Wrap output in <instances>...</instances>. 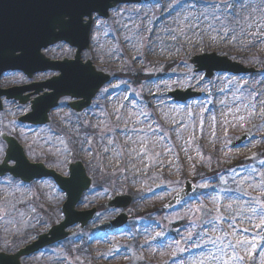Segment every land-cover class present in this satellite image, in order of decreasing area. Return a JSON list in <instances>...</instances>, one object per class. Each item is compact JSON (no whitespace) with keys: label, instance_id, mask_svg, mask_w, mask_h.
Wrapping results in <instances>:
<instances>
[{"label":"rangeland","instance_id":"1","mask_svg":"<svg viewBox=\"0 0 264 264\" xmlns=\"http://www.w3.org/2000/svg\"><path fill=\"white\" fill-rule=\"evenodd\" d=\"M213 2L220 0H195L193 7V0L119 5L109 11L108 19L100 18L94 23L89 50L82 52L81 57L89 59L98 70L110 73L112 80L81 115H72L62 106L50 113L48 126L33 128L16 122L27 112V106L2 100L0 133L15 134L29 160L43 162L59 174L64 175L67 170L59 166L65 157L69 162L80 160L94 179L91 193L80 199L76 209H98L93 220L77 231L66 246L61 242L49 247L43 255L24 259L23 264H264V239H260L264 229L254 228L258 220L249 221L237 212L238 203L261 194L255 186L260 181L259 173L264 172V119L253 116L242 126L231 114L225 117L228 109L236 106H241L238 115H247L242 105L252 100L255 93L264 94V43L240 34L239 25H235V40L222 39V33L213 31L221 28L220 22L211 16ZM189 12L193 16L204 12L207 19L202 18L199 27L189 28L191 17L184 19ZM253 15L258 23H264L260 21L261 13ZM241 23L247 29V22ZM169 29L175 31L170 33ZM255 30V25L248 29ZM172 35L177 39L173 40ZM74 51L67 44L58 43L44 53L50 59H62L71 58ZM208 53L237 61L253 72H218L205 78L190 61L196 55ZM138 70L149 80L133 85L126 75ZM53 74H37L32 80L40 81ZM27 82L20 72H10L1 77L0 88ZM185 89L199 96L184 103L173 102L168 96L170 91ZM256 99H264V95ZM117 110L122 119L116 118ZM141 112L147 113V117ZM225 118L228 124L224 123ZM125 121L129 128H147L150 124L158 130L156 134H141V138L158 140L154 149L149 144L153 159L145 158L141 163L139 159L131 160L125 151L122 160H113L110 153L103 151L107 141H101L99 135L104 125L116 129L114 138L123 148L139 147V142H126L127 135L133 134L123 131ZM243 133H248L249 139L231 148L230 142ZM86 136L92 140L91 152L82 150L88 147L83 143ZM249 175L251 179L243 180ZM186 180L195 187L193 193L177 206L164 207ZM52 182L44 179L24 184L9 176L0 179V251L14 252L61 218L54 211L64 200V194ZM205 184L208 186L202 187ZM238 186L244 191L237 192ZM119 194H131L134 198L126 225L114 233H97L98 226L121 212L103 206ZM230 194L240 198L232 209L226 207L232 203ZM201 205L203 210L197 211ZM229 215L236 217L235 228ZM206 220H212L214 228L204 223ZM245 228L249 231H243ZM76 229L77 225L69 228ZM233 232L249 240L256 237L255 249H248L251 255L236 250L245 257L242 261L229 260L233 249L227 247V242L234 241ZM217 235L224 237L223 253L219 251L221 244L214 246L209 242Z\"/></svg>","mask_w":264,"mask_h":264},{"label":"water","instance_id":"2","mask_svg":"<svg viewBox=\"0 0 264 264\" xmlns=\"http://www.w3.org/2000/svg\"><path fill=\"white\" fill-rule=\"evenodd\" d=\"M141 0H92L95 6L99 7L101 17H108V10L118 4L139 3ZM147 1V0H143ZM31 9L27 6V0H0V28L3 30V43L0 46V75L4 71H21L27 77L34 73L52 70L59 72V75L47 79L43 82L32 83L7 90L0 89V97L14 99L21 105L29 103L30 111L18 119L30 125H42L49 122L48 113L51 109L59 107L61 98H72L74 101L66 105L75 113H81L91 104V100L98 93L100 88L111 80L109 74L98 71L86 59L81 61L80 53L88 49V37L90 28L77 27L67 30L53 29L44 33L40 38L30 40L26 43V51L21 55L18 51L14 54L13 49L20 43L18 34V22L30 14ZM95 13V12H94ZM64 41L77 48L72 60L63 59L53 61L47 58L41 51L57 42ZM197 71H205V77L212 76L213 71H227L233 74L251 72V69L244 68L242 65L231 62L226 57L216 56L214 53L203 54L192 58ZM48 91L42 92L43 89ZM24 91H33L36 97L30 100V95H22ZM174 101L184 102L190 98L198 96L190 89L185 91L175 90L168 94ZM1 102H0V110ZM5 134V133H4ZM7 149L9 143L13 149L12 155L18 159L26 160L30 166H20L13 170L12 165L0 164V177L5 174L18 178L23 183H30L33 180L51 178L61 191L65 193L66 199L61 207L63 219L56 225L51 226L46 233L37 236V239L29 245L18 249L15 253L7 254L0 252V264H22L21 260L33 253L38 252L46 246L60 242L75 234V231L67 232L66 229L75 224H79L82 229L90 221L96 209L86 211L75 210L84 191L88 190L92 184V179L86 174L83 165L73 162L69 167L75 170L76 179L71 186L64 183L65 177L56 173L52 169L46 168L42 163L30 162L22 147L17 141L8 135L0 136ZM249 139L248 134L239 136L232 141L231 147H236ZM194 190L190 181H186L183 188L177 192L166 206L178 203L185 196ZM69 192L71 193L69 195ZM131 202L129 195H118L111 198L106 204V208H126ZM127 221L125 212L116 216L113 220L105 222L99 227V231H113L123 226Z\"/></svg>","mask_w":264,"mask_h":264},{"label":"snow or ice","instance_id":"3","mask_svg":"<svg viewBox=\"0 0 264 264\" xmlns=\"http://www.w3.org/2000/svg\"><path fill=\"white\" fill-rule=\"evenodd\" d=\"M194 3L195 0H193V4L190 5V7H193ZM27 6L31 9V12L18 22V34L20 43L17 45V48L13 49L14 54L18 51L21 55H23L26 51L25 45L28 41L40 38L49 30H67L77 27L87 29L90 28L92 24L98 22L102 14H106L101 13L99 7L95 6L92 0H27ZM94 12L96 13L95 16H93ZM255 12L261 13L260 21H264V0H220V3L213 2L211 4V16L214 20L220 22L221 24V28L219 30L213 28V31H217L218 35H221L222 33V39L230 38L232 40H235L237 37V28L235 25H239L240 34L251 37L256 42L264 43V23H258L256 21L253 15V13ZM242 13H247V15L242 16ZM189 17H191V19L189 21L188 27L195 29L199 27L200 23L203 22L202 18L207 19V14L201 12L200 15L193 16L189 12L187 15H185L184 19L189 20ZM229 17H231V20L228 19ZM241 21L247 22V29H245ZM229 24H232L233 26L229 27ZM254 25L256 30L248 31V29H252ZM209 27H212V25L209 24ZM174 31V29H169L170 33ZM172 39L176 40L177 36L172 35ZM2 43L3 30L2 28H0V46H2ZM260 95L264 94L255 93L252 100H249L248 103L242 105V107L247 111V115H238L241 112V106H236L234 108H229L228 113L225 114V117H227L228 114H231L233 119L242 126L253 116H258L261 119H264V99H256V97ZM221 103L225 102L221 101ZM139 114L146 117L148 115L144 112H141ZM116 118L118 120L122 119V117L119 115V110H117ZM212 119L215 120L216 117L213 116ZM136 123H140V121L137 120ZM224 123H229L227 118H225ZM96 127H99V125H97ZM115 131V128L104 125L99 135L101 141H107V144L104 146L103 151L105 153H110L113 160H122L125 151L128 152L131 160L139 159L141 163L145 162V158H147L148 160L153 159L152 155L150 154L149 144H151L152 148L154 149L155 144L156 142H158V140L154 142L152 140H148L147 137L141 138V134L145 133L146 131L152 132L153 134L157 133L158 130L156 128H153L152 125L149 124L147 128H137L135 126L129 128L127 121L124 122L123 131L125 132V134L131 133L136 137L134 139L133 135H127L126 142L131 143L132 145H136L137 142H139L138 148H123L114 138ZM110 133L112 135H109ZM3 135L5 134L0 133V136ZM158 139H162V137H159ZM83 143L88 144V147L82 148V150L91 152V138L86 136ZM12 152L13 149L10 143L7 149L5 148V145L3 143H0V164L7 166L11 162L13 167L9 170H13L14 168L20 166H30L28 165V162L26 160L18 159L13 156ZM131 160L127 161V163H130ZM69 163V160L67 159V157H65L63 161L59 162V166L64 169L69 165ZM261 163H264V161H261ZM116 167L118 169L119 165H117ZM133 167L135 168V165H133ZM140 171H142V169ZM251 171L255 172L256 170L252 169ZM64 175V183L71 186L76 179L75 170L71 167H67ZM259 176L260 181L255 187L261 189L260 196L254 197L246 202L238 203L237 212L240 213L242 218H246L249 221H252L254 219L258 220V223L253 225L254 228L264 229V172L259 173ZM249 179H251L250 175L243 178V180ZM243 180L241 181V183H243ZM223 182L227 183V181ZM207 186L208 185L206 184L202 185V187ZM227 191L231 193L232 190ZM236 191L240 192L244 190L238 186ZM70 194L71 193L69 192V195ZM245 195H247L246 191ZM228 198L232 201V203L226 205L228 209H232L233 203H237L240 199L239 196L233 197L231 194ZM245 204L247 205L246 207ZM203 207L204 206L201 205V207L197 208V211L203 210ZM244 213H251V215L244 216ZM235 218V215L228 216V220L233 222V228H235ZM217 219L223 218L217 217ZM204 223L213 225L214 228L212 220H206L204 221ZM243 231L247 232L249 231V229L245 228ZM157 235H161V233H157ZM205 235H207V233H205ZM232 235L234 236V241L227 242V247L233 249V255L229 257V260L242 261L245 259V257L240 255L236 250L241 249L251 255V253L248 252V249H255L256 237H253L252 240H249L248 238L243 236H236L234 232L232 233ZM190 238L191 234L189 236V239ZM260 239H264V236H261ZM223 241L224 237L221 235H217L214 239L210 238L209 240V242L214 246H216L217 244H221L219 251L222 253L224 252ZM213 259H216V257H213ZM197 264H204V261H199L197 262ZM224 264H229V262L225 261Z\"/></svg>","mask_w":264,"mask_h":264},{"label":"trees","instance_id":"4","mask_svg":"<svg viewBox=\"0 0 264 264\" xmlns=\"http://www.w3.org/2000/svg\"><path fill=\"white\" fill-rule=\"evenodd\" d=\"M126 77L131 83L137 84V82H141L142 79H147L148 75H142V73L140 71H138V72H134L133 74H130V72H128ZM102 185L103 184L101 182V186Z\"/></svg>","mask_w":264,"mask_h":264}]
</instances>
